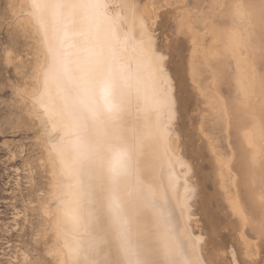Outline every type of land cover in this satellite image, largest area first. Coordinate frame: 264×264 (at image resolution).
<instances>
[{
    "label": "rangeland",
    "instance_id": "374dc122",
    "mask_svg": "<svg viewBox=\"0 0 264 264\" xmlns=\"http://www.w3.org/2000/svg\"><path fill=\"white\" fill-rule=\"evenodd\" d=\"M148 3L152 24L139 12ZM19 6V0H0V264H59L61 239L47 209L60 183L48 168L45 126L29 115L31 102L19 96L33 86L35 61L31 32L18 23ZM71 8L80 26L64 25L67 10L55 11L51 48L70 60V73L97 85L99 98L104 100L102 89L110 84L118 110L113 116L101 106L100 114L89 115L86 105L97 186L88 207L90 224L109 241L99 237L96 264L115 259L107 257L111 249L112 256L117 253L109 232L114 217L103 213L108 176L98 163L133 169L135 175L120 173L116 189L127 192L139 176L144 182L139 192L158 196L157 214L170 208L159 193L164 177L172 178L174 190L166 195L180 213L187 210L189 226L191 219L200 226L189 232L191 245L198 242L192 245L196 264H264V0H75ZM233 36L240 39L237 47L230 46ZM237 64L244 73V98ZM152 108L159 111L155 137L148 132ZM174 130L179 148L172 153L167 140ZM148 138L154 142L146 148ZM238 202L243 211L235 207ZM162 259L158 264H191L172 249H164Z\"/></svg>",
    "mask_w": 264,
    "mask_h": 264
},
{
    "label": "bare ground",
    "instance_id": "6f19581e",
    "mask_svg": "<svg viewBox=\"0 0 264 264\" xmlns=\"http://www.w3.org/2000/svg\"><path fill=\"white\" fill-rule=\"evenodd\" d=\"M19 1L20 6L18 8L19 10H17L18 23L22 25L23 28L27 27L30 30L32 38L35 41V61L31 74L33 86L29 90H21L19 96L23 101L28 99L31 102L28 109L29 115L35 120L37 119L38 123H42L45 126L44 132L47 134V140L44 143V150L46 153L47 164L49 165L48 168L51 169L50 171L53 176L56 174V177H54L56 180H59L60 183L59 192H57V194L52 198L54 203H50L47 209V213L49 215L53 212L52 217L54 218V223L57 226L56 232L61 239V246L55 256H59V258L57 257L59 259V264H96L98 256H101L97 254L98 248L100 247L98 246V239L100 237L106 240V235L104 232V237H102V235L100 236V233L99 236H96L97 231L95 233L94 229L92 230V227L94 226V224L92 226L93 222L90 224L93 218L91 217L92 211L90 213V209L88 207L91 203V195L96 191H93L94 179L92 178V165L95 164L93 160L94 145L91 143L92 139L89 140L88 137L94 135V132L89 133L88 130L86 131L85 122L86 116H89L90 114L92 115L93 113V115L100 114V110L102 109L101 106L105 107V101L99 98V89L94 82L90 81L88 78L85 79L83 74L74 75L70 73L68 69V62H70V60L63 55L60 56V53L57 55L56 50L51 48L53 32L50 28V21L52 19V14L55 11L60 12L61 9L67 10L68 16L63 22L66 26H80L82 19H80V15L76 14L71 8V5L75 2V0ZM148 4V6L142 5L139 12L143 18L152 24V6L151 3ZM62 17H64V15H62ZM238 45H240V39L233 36L230 40V46L237 47ZM235 75L241 98H244L247 94V90L246 87H244V73L239 64L235 67ZM52 84L53 86H51ZM55 85L57 86L54 87ZM87 103L89 104L88 107H90L88 109L89 115L86 113ZM113 104L117 106V102H114ZM131 106L132 104L129 108L133 107ZM41 109L43 110L42 112H40ZM150 110L153 112L155 111L156 113L153 117L155 119L152 118V123L148 132H150V136L155 137L159 134V130H157L156 127L158 121L156 114L159 111L158 108H152ZM116 111H118L117 108H113L111 115H116ZM49 133H51V135H49ZM135 136L137 137L142 135L136 134ZM150 140L151 139L149 138L144 140V147L148 148L147 146H150L148 145ZM151 141L154 142L153 140ZM167 141L169 149L172 153H175L179 144L178 131L174 130L171 137L168 138ZM133 149L137 150L136 148ZM105 164L107 163H98L97 165L102 167V173L105 174L106 171L108 180H105L104 185L109 186L110 189H104V191H106V199H104V201L100 199L105 203V205H103L104 203L102 202L103 204L101 205H103V207L105 206L106 212H100V210L99 212L100 214L103 212L104 215L107 213L108 219L114 217V221L112 223L113 228L109 232L113 233L116 239L115 243L117 245V253L113 251V256L110 252L114 249H111L110 252H108V249L105 248L108 252L106 253L107 257L110 259L113 257L115 258L109 260L110 262L108 261V264H123L122 262H125V259L129 261L130 264H135L137 259L143 261H155V263L158 264V261H160L159 259H162L164 249L165 251H167V249H172L175 251L176 255L179 254L180 256L184 253L189 258L191 264H196L194 260V256L196 255H194V253L197 251V248L195 247L196 249L193 253V247L196 246L195 244L198 242H196L197 240L195 239L194 245L192 243V247L189 240L191 237L189 232L191 228L198 229L200 226H198L195 219H191L189 221V226L187 224V210H183L184 213H180L181 210L177 208L175 201L172 199L173 197L170 198L171 195H166L169 194L167 192L173 189V185L171 184L172 178L169 177L171 180L169 181L168 176L164 177L165 184L161 190L162 194L159 193L161 195V202H164L170 206V208L168 207L157 214L156 205L158 196L156 197L152 191L149 194H142V192H139L144 188V182L139 176H134V183L133 185L130 183L129 190L127 192H120V189H116L120 185V182L123 181L120 173L127 174L129 176L133 174L135 175L136 173L133 169L128 168L129 170L124 172V168H114V166L110 167ZM159 171L161 170L157 169L155 171V175L157 177H160L163 173L162 171ZM85 181L87 182L86 187H84ZM96 182L99 185V181ZM96 187L94 190H96ZM99 191L97 190V192ZM179 191L181 192V190ZM52 195H54V192ZM99 202L100 201H98L97 206L101 203ZM234 205L239 211L242 210L239 202ZM99 207L102 208V206ZM60 218L63 220L60 221ZM87 220L89 223H87V226L85 227L84 221ZM51 222L52 221H50V223ZM97 225L98 224H96V229L98 227ZM68 226L72 229L76 227L77 232L71 233L72 229H69ZM200 239L198 238L199 242ZM107 242L109 241L106 240V243ZM115 243L113 242V244ZM199 245L200 244H198L197 247ZM110 246L113 245L110 244ZM94 254L98 255H96L97 258L92 257ZM117 254L118 256H116ZM206 255H208V252ZM210 258L211 256L209 259ZM165 260L169 261L170 259L165 258Z\"/></svg>",
    "mask_w": 264,
    "mask_h": 264
},
{
    "label": "snow or ice",
    "instance_id": "6c2138e0",
    "mask_svg": "<svg viewBox=\"0 0 264 264\" xmlns=\"http://www.w3.org/2000/svg\"><path fill=\"white\" fill-rule=\"evenodd\" d=\"M104 101H105V107L108 110H112L115 105L111 101V86L110 84H106L105 87L102 89Z\"/></svg>",
    "mask_w": 264,
    "mask_h": 264
}]
</instances>
